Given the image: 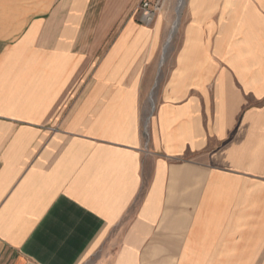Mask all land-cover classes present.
I'll return each instance as SVG.
<instances>
[{
  "label": "crops",
  "instance_id": "0c3cea01",
  "mask_svg": "<svg viewBox=\"0 0 264 264\" xmlns=\"http://www.w3.org/2000/svg\"><path fill=\"white\" fill-rule=\"evenodd\" d=\"M137 1L0 0V264L261 244L264 0H187L167 57L177 0L149 26Z\"/></svg>",
  "mask_w": 264,
  "mask_h": 264
},
{
  "label": "rangeland",
  "instance_id": "374dc122",
  "mask_svg": "<svg viewBox=\"0 0 264 264\" xmlns=\"http://www.w3.org/2000/svg\"><path fill=\"white\" fill-rule=\"evenodd\" d=\"M139 1L140 0L137 1L135 9ZM179 3L180 1L177 0L175 12V22L177 21V26L174 33L172 35L170 33L164 40L166 45L171 35L167 52L165 54L166 57L170 55L172 46L178 43L179 30L185 14L187 0H183L182 6L178 11ZM262 188H264V184ZM239 199L244 200V198ZM249 199V197H246L245 202L242 203V206L245 207L244 210L247 215L245 218V225L247 228L245 230L248 233V236L251 235L250 237H252V235L257 237L260 234L261 244H254L253 241L250 240H245V242L244 240H229V252H226L224 248L226 247L225 243L227 240H214L215 250L213 248L214 251H212L213 253L209 255V261H206L207 264H264V196L261 197L260 203L257 202V199H255V203H253V199ZM253 208L256 210H253ZM252 211H254L255 216H251ZM241 222L242 221H240V223ZM249 225H255V227L250 228Z\"/></svg>",
  "mask_w": 264,
  "mask_h": 264
},
{
  "label": "built area",
  "instance_id": "2783aa9c",
  "mask_svg": "<svg viewBox=\"0 0 264 264\" xmlns=\"http://www.w3.org/2000/svg\"><path fill=\"white\" fill-rule=\"evenodd\" d=\"M165 3L166 0H140L135 9L138 23L144 26L151 25L163 11Z\"/></svg>",
  "mask_w": 264,
  "mask_h": 264
},
{
  "label": "water",
  "instance_id": "95a60500",
  "mask_svg": "<svg viewBox=\"0 0 264 264\" xmlns=\"http://www.w3.org/2000/svg\"><path fill=\"white\" fill-rule=\"evenodd\" d=\"M176 26H177V22H175V24H174L173 30H172V32H171V35L174 33V30H175ZM171 35H170V37H169V40H170V38H171ZM169 40H168V42H167V44H166V47L168 46Z\"/></svg>",
  "mask_w": 264,
  "mask_h": 264
},
{
  "label": "bare ground",
  "instance_id": "6f19581e",
  "mask_svg": "<svg viewBox=\"0 0 264 264\" xmlns=\"http://www.w3.org/2000/svg\"><path fill=\"white\" fill-rule=\"evenodd\" d=\"M180 1V3H179V7H178V11H179V9L181 8V6H182V2H183V0H179ZM177 22V21H176Z\"/></svg>",
  "mask_w": 264,
  "mask_h": 264
},
{
  "label": "snow or ice",
  "instance_id": "6c2138e0",
  "mask_svg": "<svg viewBox=\"0 0 264 264\" xmlns=\"http://www.w3.org/2000/svg\"><path fill=\"white\" fill-rule=\"evenodd\" d=\"M262 103H264V99H262V101H261Z\"/></svg>",
  "mask_w": 264,
  "mask_h": 264
}]
</instances>
